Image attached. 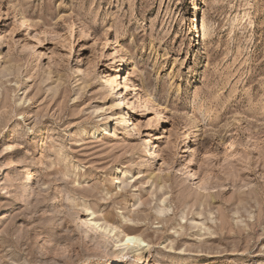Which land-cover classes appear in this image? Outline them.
<instances>
[{"label":"rangeland","instance_id":"1","mask_svg":"<svg viewBox=\"0 0 264 264\" xmlns=\"http://www.w3.org/2000/svg\"><path fill=\"white\" fill-rule=\"evenodd\" d=\"M0 44V264H116L90 213L141 234L144 264H264V0H0ZM122 110L135 131L94 136Z\"/></svg>","mask_w":264,"mask_h":264},{"label":"bare ground","instance_id":"2","mask_svg":"<svg viewBox=\"0 0 264 264\" xmlns=\"http://www.w3.org/2000/svg\"><path fill=\"white\" fill-rule=\"evenodd\" d=\"M20 22H21V25L23 27H26V26L28 27V25L30 24L31 21H30V18L26 14L21 13ZM203 27H205V26H203ZM196 29L198 30V33H200V22L197 18H196ZM206 34H207V29L204 30V35H206ZM0 46H1V44H0ZM114 53L115 54L119 53L118 47L115 48ZM120 58H121L120 65L116 66V68L114 69L113 72H112V70H113L114 65L113 64L110 65L109 69H108V76L105 75L104 81L107 82V85H108L107 86L108 87V94L105 95V97H106L105 102L107 100H108V102L103 103L101 108L103 109L104 106H107L106 104L108 103V107L106 108L107 112H108V109L109 110L112 109L111 111L115 110V106H117V105L121 106L126 101L125 99H118V103L115 105L113 103H110V100H109V96L114 94V91H115L114 84H115V82H117V77H120L121 72L126 67L127 60L125 59V56H120ZM0 60H1V55H0ZM7 66H9V65H7ZM7 66H5L4 68H1L2 69L1 70L2 73L0 72V74H2L1 76H5V77L7 76L8 68H10V66L9 67H7ZM6 67H7V69H6ZM125 79L127 80V86L133 85V79L130 76V74H125ZM3 82H5V81H3ZM102 84H103V82H102ZM87 86L88 85L86 82H81L80 87L82 90L83 89L85 90L87 88ZM1 93L2 92L0 89V94ZM143 93H144V98L146 101V104L144 105L145 109L148 107V105H149L148 103L150 101L154 102L153 104H154V106L156 105L157 108L160 106V103L157 100H155L154 97H152V94L151 95L149 94V91L144 90ZM134 103L136 105V101H134V102L132 101L131 105ZM128 105H129V103H128ZM154 110H155L154 111L155 115H157V117H158V115H160L159 112L156 109H154ZM110 113H112V112H110ZM128 114H129L128 112H125L123 110L120 113L119 112L117 113V111H114L112 114H109L107 116L104 124L100 128L96 129L94 132L92 131L94 136L97 135L99 138L100 137L102 138V137H106L107 135H115L116 136L122 132H124V134L127 135L126 131H124L123 129L119 130L117 128L118 125H122V126L124 125L125 127H129L132 131H135L136 130L135 126H134L135 122H132V118H131V116H128ZM111 116H115V117H113L114 118L113 120L116 121V123H114V128H113V123L110 122ZM24 119H25V117H24ZM150 119H152V118H150ZM137 124L141 125L140 121H137ZM150 125H152V123H150ZM30 129H31V127L29 128V130ZM84 131H85L84 133L86 135L88 133V130H84ZM92 132H90V133H92ZM140 133L141 132L136 131L135 134L139 136ZM147 136H151V133H148ZM142 142H143V144L147 145V149H148L147 153L151 158L150 159V162H151L150 165L154 166L155 159H154V157H152L154 154V151L152 150L151 147L149 148V137H147V139H143ZM16 150H17V147L14 145V143H7L4 145V151H2V152L5 155L8 154V158L6 159V163L4 165L5 169H8V171L11 172V176L13 177L12 178L13 181H18L19 182L18 184H20L24 189L31 190L32 185H33V178H34L33 171L30 169V167H28V168H26V169H28L27 171L24 170L25 172L23 174V178L21 179V177H19L20 171L18 169V166L20 163H19V158L17 157L16 152H15ZM157 151H159V149L155 150V152H157ZM164 159H167V158H164ZM133 165H135V163H132V166ZM122 170H123L122 171L123 176L128 177V175L130 173L129 172L130 169H122ZM131 170H132V167H131ZM3 174L4 173H1V169H0V176ZM138 174H140V172ZM133 176L134 175L130 176L129 179L133 178ZM114 178L116 180L119 179L117 176L116 177L114 176ZM164 178L160 175L157 178L154 176H151V178H149V180L152 179V181H153L152 184L155 187H158V186L160 187V189H159V191L161 192L160 197L163 195L166 196L164 199L161 198L162 204H164V206L162 208L160 207V209H159L160 214L168 212L169 208H170V204H169V200H168L170 196H169V191H166L167 181ZM149 180L147 181L148 183H149ZM117 183L120 184L119 180L117 181ZM197 183H199V181ZM125 184H129V183L126 182ZM198 185H200V184H198ZM119 187H121V186L119 185ZM83 205H84V203H83ZM159 206H157V207L159 208ZM83 207L86 209V211H89V208H90L89 206H88L89 208L86 207L85 205ZM83 207H81V208L84 209ZM92 214L91 213L85 214V216L83 218V222L86 225V228H85L86 233H91V234H94L95 236L97 235L96 237L99 238V240L103 243V245L105 247H108L109 245L112 244L113 248L116 250V252H114V263L123 264L124 256L129 255L131 253L134 254L136 260H138L140 263L142 262L144 264L146 262V261H143V257H144L143 249L146 247H149L150 243L149 242L146 243V241L144 240V238L142 237L141 234L135 233L134 228H131L130 226H120V227H122V230H121V228H119L118 225H115V224L110 223L108 221H105L102 223V222L96 220L93 216H91ZM119 229L121 230L120 232H119Z\"/></svg>","mask_w":264,"mask_h":264}]
</instances>
